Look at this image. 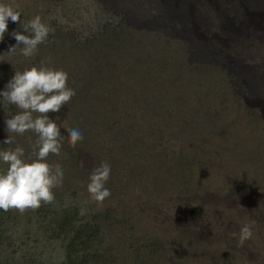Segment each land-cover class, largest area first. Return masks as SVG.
Returning <instances> with one entry per match:
<instances>
[{"label": "rangeland", "instance_id": "374dc122", "mask_svg": "<svg viewBox=\"0 0 264 264\" xmlns=\"http://www.w3.org/2000/svg\"><path fill=\"white\" fill-rule=\"evenodd\" d=\"M241 2L191 0L199 52L155 21L156 0H0L21 14L0 41V92L44 62L76 93L48 114L64 136L47 158L63 185L36 210H0V264H264V0ZM37 15L47 40L32 57L9 54ZM18 111L0 97V153L20 146L30 161L36 134L7 131ZM75 128L84 139L71 146ZM103 162L100 205L87 184Z\"/></svg>", "mask_w": 264, "mask_h": 264}, {"label": "clouds", "instance_id": "9594fccd", "mask_svg": "<svg viewBox=\"0 0 264 264\" xmlns=\"http://www.w3.org/2000/svg\"><path fill=\"white\" fill-rule=\"evenodd\" d=\"M20 16L11 6L0 4V41L4 39L9 18L15 23L20 21ZM24 31L29 35L17 31L11 33L16 44L10 46L9 54H15L19 49V53L26 58L34 56L38 45L47 40L50 29L37 15L29 21ZM67 80L66 72L48 67L42 62L39 67L16 71L6 85L7 90L0 92V97L19 110L6 120L8 133L23 135L31 131L37 136L32 153L35 158L30 161L24 159L25 152L20 146L0 153L3 162L8 165L6 173L0 174V210L6 212L17 209L21 213L28 209L36 210L42 203H52L55 199L53 189L62 187L63 168L59 164L50 165L47 158L49 155L61 154L64 136L60 133V126L48 114L59 112L76 94L74 89L68 87ZM68 137L71 146L84 139L79 128L69 129ZM12 143L11 136L4 141L6 145ZM110 172L111 166L103 162L89 177L87 191L91 200L97 204L102 205L111 195L105 187ZM251 236L252 224L241 226L239 244L242 246Z\"/></svg>", "mask_w": 264, "mask_h": 264}, {"label": "water", "instance_id": "95a60500", "mask_svg": "<svg viewBox=\"0 0 264 264\" xmlns=\"http://www.w3.org/2000/svg\"><path fill=\"white\" fill-rule=\"evenodd\" d=\"M158 4V17L155 19L157 23L166 24L173 28L175 32L184 34L190 41H192L194 44H196L199 48V52H202V45L197 44L193 41L192 37L189 32H192V28L189 25V19L188 15L190 14L191 10V0H156ZM177 1V2H176ZM178 3V4H177ZM166 12L171 14L174 18L171 23H166V20L164 19V14L166 15ZM154 21V20H151ZM180 24L181 26H178L177 24ZM239 29V28H238ZM237 29V30H238ZM210 44L212 43L210 40L206 39ZM209 48H213L212 44L211 46L208 45Z\"/></svg>", "mask_w": 264, "mask_h": 264}, {"label": "trees", "instance_id": "16d2710c", "mask_svg": "<svg viewBox=\"0 0 264 264\" xmlns=\"http://www.w3.org/2000/svg\"><path fill=\"white\" fill-rule=\"evenodd\" d=\"M83 150H85V148H80L79 149V153H81V151H83ZM180 223L183 225V226H188L189 225V221H188V219L185 217V216H183L182 218H181V220H180Z\"/></svg>", "mask_w": 264, "mask_h": 264}, {"label": "bare ground", "instance_id": "6f19581e", "mask_svg": "<svg viewBox=\"0 0 264 264\" xmlns=\"http://www.w3.org/2000/svg\"><path fill=\"white\" fill-rule=\"evenodd\" d=\"M241 1H243V2H241V7L242 8H245L246 7V2H245V0H241ZM259 6L261 7V6H263L262 4H259Z\"/></svg>", "mask_w": 264, "mask_h": 264}]
</instances>
